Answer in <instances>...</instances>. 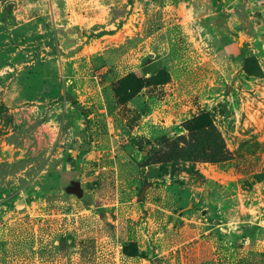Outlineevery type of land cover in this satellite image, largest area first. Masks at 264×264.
Wrapping results in <instances>:
<instances>
[{
	"label": "rangeland",
	"instance_id": "374dc122",
	"mask_svg": "<svg viewBox=\"0 0 264 264\" xmlns=\"http://www.w3.org/2000/svg\"><path fill=\"white\" fill-rule=\"evenodd\" d=\"M0 264H264V0H0Z\"/></svg>",
	"mask_w": 264,
	"mask_h": 264
}]
</instances>
